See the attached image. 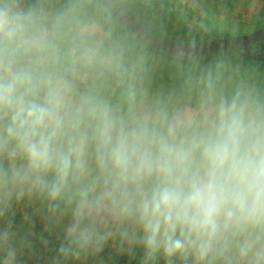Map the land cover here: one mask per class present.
<instances>
[{"label": "clouds", "instance_id": "9594fccd", "mask_svg": "<svg viewBox=\"0 0 264 264\" xmlns=\"http://www.w3.org/2000/svg\"><path fill=\"white\" fill-rule=\"evenodd\" d=\"M135 6L0 0V264H264V75L193 42L154 88Z\"/></svg>", "mask_w": 264, "mask_h": 264}, {"label": "rangeland", "instance_id": "374dc122", "mask_svg": "<svg viewBox=\"0 0 264 264\" xmlns=\"http://www.w3.org/2000/svg\"><path fill=\"white\" fill-rule=\"evenodd\" d=\"M131 13L154 34L177 42L238 36L264 27V0H136ZM228 53L233 62L245 68L257 69L264 75V42ZM214 56L204 57L205 62ZM166 57L156 53L154 88L178 87L182 81L180 70ZM33 231L37 237L42 231L38 220ZM54 244L53 238L46 249L37 239L36 253L31 257L32 261L26 264H33L36 259L38 264H47ZM108 256L106 250V259ZM112 258L107 259V264L108 260L110 264H117Z\"/></svg>", "mask_w": 264, "mask_h": 264}, {"label": "water", "instance_id": "95a60500", "mask_svg": "<svg viewBox=\"0 0 264 264\" xmlns=\"http://www.w3.org/2000/svg\"><path fill=\"white\" fill-rule=\"evenodd\" d=\"M126 27L133 35L138 36L144 44L155 52L168 55L169 52L178 45H191L193 42H177L163 38L146 28L132 13H130ZM264 42V27L252 33L238 36L223 37L213 40L194 42L204 54V57L213 56L223 49L227 52L248 47L257 43Z\"/></svg>", "mask_w": 264, "mask_h": 264}, {"label": "trees", "instance_id": "16d2710c", "mask_svg": "<svg viewBox=\"0 0 264 264\" xmlns=\"http://www.w3.org/2000/svg\"><path fill=\"white\" fill-rule=\"evenodd\" d=\"M134 16V15H133ZM144 25V24H143ZM145 26V25H144ZM146 27V26H145ZM147 28V27H146ZM164 38V37H163ZM238 49H236V50H232V51H229V52H235V51H237ZM155 53H157V54H159V55H162L161 53H158V52H155ZM26 259V263H29V262H31L32 261V259L31 258H28V257H26L25 258ZM112 260L113 261H115L117 264H122L123 262H125V264H130L129 263V261H128V259L126 258V257H123V258H119L118 256H114L113 258H112ZM108 262H109V264H110V261L108 260ZM31 264V263H30ZM33 264H38V260L36 259V262H33Z\"/></svg>", "mask_w": 264, "mask_h": 264}]
</instances>
